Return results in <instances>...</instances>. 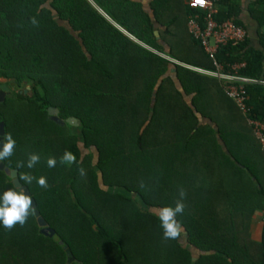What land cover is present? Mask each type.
I'll return each mask as SVG.
<instances>
[{
    "label": "trees",
    "instance_id": "trees-1",
    "mask_svg": "<svg viewBox=\"0 0 264 264\" xmlns=\"http://www.w3.org/2000/svg\"><path fill=\"white\" fill-rule=\"evenodd\" d=\"M218 6V21L246 29L239 0ZM249 11L263 49L247 38L217 59L264 80V0ZM191 13L185 0H0V80L30 86L0 103L4 136L16 141L2 162L18 179L47 178L46 189L19 181L55 232L42 235L34 214L11 231L0 224V264H65L64 246L72 264H264V238L249 232L264 210V152L221 82L189 68H213L188 34ZM248 92L264 122V84ZM66 150L76 163H61ZM33 152L40 162L29 169ZM180 188L184 231L164 241L155 210L174 207ZM8 189L0 170V194Z\"/></svg>",
    "mask_w": 264,
    "mask_h": 264
},
{
    "label": "built area",
    "instance_id": "built-area-1",
    "mask_svg": "<svg viewBox=\"0 0 264 264\" xmlns=\"http://www.w3.org/2000/svg\"><path fill=\"white\" fill-rule=\"evenodd\" d=\"M220 0H185L192 12L188 17L187 31L193 40L200 43L205 55L212 61V70L191 67L189 68L209 77H215L221 82L225 93L233 99L237 107L246 117L252 127L254 135L259 141L264 152V122L253 116L248 104V85L264 83V80L249 77L239 73V69L245 66V62H235L226 70L217 59L218 50L226 45H235L249 38L247 30L234 21L228 19L218 21ZM204 16L201 17L200 14Z\"/></svg>",
    "mask_w": 264,
    "mask_h": 264
},
{
    "label": "clouds",
    "instance_id": "clouds-1",
    "mask_svg": "<svg viewBox=\"0 0 264 264\" xmlns=\"http://www.w3.org/2000/svg\"><path fill=\"white\" fill-rule=\"evenodd\" d=\"M33 25H37L38 21L33 18L31 20ZM16 148V141L11 134H6L2 140H0V161H5L14 155ZM60 161L63 164L76 163L75 155L70 151H65L60 157ZM40 162V155L38 153H28L26 166L29 169L35 167ZM56 158L49 157L47 159V166L53 168L56 166ZM18 167H24V162H20ZM78 173L81 177L86 176V170L81 167L78 169ZM25 184H31L33 180L41 188H47V178L40 176L38 178L31 174L24 173L19 177ZM180 199L176 200L175 206H164L155 210V215L159 221V226L162 229V239L164 241L177 240L181 237L184 229L181 223L177 220L178 215H182L185 210V204L183 202L186 197V192L183 188L179 190ZM32 198L27 194L23 188H15L5 190L0 194V224L3 225L5 230L11 231L17 225L23 227L28 218L34 213Z\"/></svg>",
    "mask_w": 264,
    "mask_h": 264
},
{
    "label": "crops",
    "instance_id": "crops-1",
    "mask_svg": "<svg viewBox=\"0 0 264 264\" xmlns=\"http://www.w3.org/2000/svg\"><path fill=\"white\" fill-rule=\"evenodd\" d=\"M255 1L256 0H239V5L241 9L239 17L241 18L242 22L246 26L250 41L252 42L251 43L252 46L258 49H263L261 48L259 44V38H258V32H257L258 25L256 23V20L252 17L249 11L250 6ZM112 24L116 25L114 23ZM249 232H250V237L253 241L258 242V243H261L263 241V238H264V210L263 209H256L255 212L253 213L251 220L249 222Z\"/></svg>",
    "mask_w": 264,
    "mask_h": 264
},
{
    "label": "water",
    "instance_id": "water-1",
    "mask_svg": "<svg viewBox=\"0 0 264 264\" xmlns=\"http://www.w3.org/2000/svg\"><path fill=\"white\" fill-rule=\"evenodd\" d=\"M4 90H6V87L4 86L3 87ZM49 109V112L52 113L54 110H57L55 109L54 107H48ZM57 121H61L58 117L55 118ZM67 121L70 123V124H73V125H79L80 124V121L78 118H74V117H70L67 119ZM3 135H4V122L1 121L0 119V140L3 139ZM0 170L2 171H5L6 175L9 176L12 180V183L14 185L15 188H23V190L30 195L29 193V190L27 189V187L23 184L20 183L18 177H17V171L16 170H12L10 168H8L6 165H4V163L2 161H0ZM32 198V203H33V207L35 209L34 211V215L36 216L37 218V223L40 227V233L44 236H48V237H53L55 236V232L53 229H51L50 227L47 226L45 220L39 215L38 211L36 210V203H35V200ZM186 237H187V234H186ZM60 244H62L61 241H59ZM64 249L66 251V262L65 264H72L75 259L74 257L72 256L70 250L67 248V246H64Z\"/></svg>",
    "mask_w": 264,
    "mask_h": 264
},
{
    "label": "flooded vegetation",
    "instance_id": "flooded-vegetation-1",
    "mask_svg": "<svg viewBox=\"0 0 264 264\" xmlns=\"http://www.w3.org/2000/svg\"><path fill=\"white\" fill-rule=\"evenodd\" d=\"M4 86L6 87V90L3 89ZM29 89H30V86L28 84H25L23 86H20L19 88H16V87H13L11 82L8 80L0 81V103L5 102L7 98H16V97L18 98L21 95H26ZM51 114L53 118L58 117L61 120L60 122H64V120L58 116L57 110H54ZM3 138H4V135H3Z\"/></svg>",
    "mask_w": 264,
    "mask_h": 264
},
{
    "label": "rangeland",
    "instance_id": "rangeland-1",
    "mask_svg": "<svg viewBox=\"0 0 264 264\" xmlns=\"http://www.w3.org/2000/svg\"><path fill=\"white\" fill-rule=\"evenodd\" d=\"M123 31V30H122ZM125 34H127L125 31H123ZM164 57V56H163ZM0 81H3V80H0Z\"/></svg>",
    "mask_w": 264,
    "mask_h": 264
}]
</instances>
